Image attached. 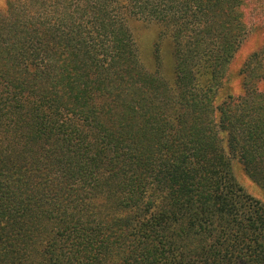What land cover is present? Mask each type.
Here are the masks:
<instances>
[{"label":"trees","instance_id":"1","mask_svg":"<svg viewBox=\"0 0 264 264\" xmlns=\"http://www.w3.org/2000/svg\"><path fill=\"white\" fill-rule=\"evenodd\" d=\"M249 10L264 0H6L0 264H264V205L231 167L264 184V47L246 95L216 99ZM132 17L171 37L172 82L142 68Z\"/></svg>","mask_w":264,"mask_h":264},{"label":"rangeland","instance_id":"2","mask_svg":"<svg viewBox=\"0 0 264 264\" xmlns=\"http://www.w3.org/2000/svg\"><path fill=\"white\" fill-rule=\"evenodd\" d=\"M6 9V0H0V11ZM128 25L133 32L137 45L140 64L145 71H158L162 77L169 81L174 79V45L171 37L164 34L155 23H148L141 18H129ZM246 36L233 58L227 64L222 85L219 87L216 99L224 100L228 95L237 97L245 96L247 87L244 84L246 66H254L253 59L262 54L264 47V18L258 10L248 11L245 19ZM259 93H264V80L258 81ZM251 91V90H250ZM256 92V89L253 90ZM223 96V97H222ZM218 101L214 104L216 109ZM231 167L236 182L255 201L264 205V184L252 179L245 171L238 158H231Z\"/></svg>","mask_w":264,"mask_h":264}]
</instances>
